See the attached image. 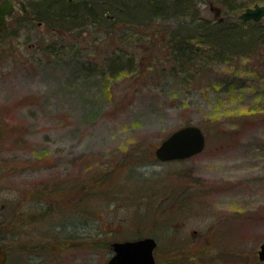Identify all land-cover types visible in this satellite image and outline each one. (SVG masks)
<instances>
[{"label":"rangeland","instance_id":"1","mask_svg":"<svg viewBox=\"0 0 264 264\" xmlns=\"http://www.w3.org/2000/svg\"><path fill=\"white\" fill-rule=\"evenodd\" d=\"M116 1L75 0L96 12L76 27L34 0L42 25L0 33L5 264H106L112 242L144 236L159 240V264H264V36L228 9L221 31L245 39L231 31L213 48L200 43V23L221 24L209 0L180 12L136 0L125 26ZM188 124L205 149L160 161L156 147ZM173 230L202 242H166Z\"/></svg>","mask_w":264,"mask_h":264},{"label":"water","instance_id":"2","mask_svg":"<svg viewBox=\"0 0 264 264\" xmlns=\"http://www.w3.org/2000/svg\"><path fill=\"white\" fill-rule=\"evenodd\" d=\"M215 16L219 17V8L212 7ZM11 5L4 4L0 8V24L5 26L6 14L11 12ZM264 15V8H249L241 17L244 20L258 19ZM223 20L222 17L219 18ZM207 144V138L201 126L188 124L174 130L156 148V156L161 161L179 160L201 153ZM158 246L155 238L151 236L133 240H118L112 242L113 255L106 264H158L155 250ZM259 259L264 260V242L258 251ZM6 253L0 245V264H5Z\"/></svg>","mask_w":264,"mask_h":264},{"label":"trees","instance_id":"3","mask_svg":"<svg viewBox=\"0 0 264 264\" xmlns=\"http://www.w3.org/2000/svg\"><path fill=\"white\" fill-rule=\"evenodd\" d=\"M53 1H54L53 4H52L53 10L51 12H52V16H53L54 20L59 19V20H61L63 22H70L71 24H75L76 27H80V26L85 24V22L84 23L81 22L82 20L80 21V19L83 18V17L85 18L86 15H88V17H93V19H94V14L96 12L95 11H91V10H93L92 7L89 10L88 8H86V5H77V8L74 9L75 7H71L73 5V3H69L66 0H53ZM117 1H121L120 6L122 8L118 7V10H116V11L114 10V8H112L113 9L112 16H114L117 19V22H120L123 26L130 25V23H132L130 21V19H132L133 16H135V14L130 12V11L131 10L133 11L132 7H133V4H135L136 0H117ZM152 1L153 0H150V2H152ZM187 1L188 0H173L172 1V5L174 7L172 9L173 12L184 11L186 9V7L189 5V3ZM56 2H57V5H55ZM153 4L150 5V7H149L152 10L151 13L153 14V16H159L160 14L163 15L166 12H168V10H169V7L166 5V2L158 3L157 5H156V3H153ZM85 12H86V15H85ZM82 13L85 16H83ZM130 14H132L131 15L132 18L129 17ZM197 17H198V15H197V12H196L194 20H197ZM209 21H211V20H209ZM207 23L206 24L200 23V25H201L200 28L202 29L201 33H206V35H203V37L200 39V41H201L200 43H202V45H203L204 43H206V41H208V42L210 41L211 43H209V44L213 48H214V46L220 47V48L227 47V44L224 42V38L226 37L228 32H231V31L232 32H236L237 31V26H235L234 28H230V31L222 32L221 31V25L222 24L217 25V26H213L212 22H210L209 26H207ZM113 24H115L114 20H113ZM186 28H185L184 25H181V31L185 32ZM113 29L114 28H112L111 30H113ZM236 33L239 34V36L236 37V38H239V39H242V40L245 39V35L241 34L240 32H236ZM205 37L207 39H205ZM190 39L191 38H189V37L187 38V40L184 39V41L181 42V44H179L177 46L182 56L185 55L187 53V51L189 52V50L191 49ZM239 39H238V41H240ZM182 44L185 45V46H183V48L181 46ZM199 49L200 48H195V49H192V51L195 53L196 51L197 52L200 51ZM212 50H213L212 48L209 49V51H212ZM187 55H188V53H187Z\"/></svg>","mask_w":264,"mask_h":264},{"label":"flooded vegetation","instance_id":"4","mask_svg":"<svg viewBox=\"0 0 264 264\" xmlns=\"http://www.w3.org/2000/svg\"><path fill=\"white\" fill-rule=\"evenodd\" d=\"M69 3H74L75 0H66ZM226 0H209V9L213 13L214 19L217 20L218 23H224L227 21V14L225 13V10H230L232 14L238 15V19L240 23H252L254 26L258 27V29L261 32V35L264 36V15H262L260 18L255 19L251 18L248 20H244L241 15L247 11L249 8H264V0H234L235 4L231 5V7H228V4L225 2ZM230 1V0H229ZM4 4H10L12 9L10 13L6 14V24L3 26L0 24V33H3L7 31L10 28L20 26V22H37L39 25H42L44 21H41L37 16V12L35 10V3L34 0H0V8L3 9ZM212 7L219 8L220 15L219 17L215 16V11ZM222 17L223 20L220 21L219 18ZM37 20V21H36ZM257 29V30H258ZM162 210L160 211V225L164 227L166 224H171L172 222L169 221V217H164V214L167 212H170L169 208L163 207L161 205ZM178 231H180V228H178ZM177 230H173L170 232L169 238L165 241L166 242H202V239L198 240L197 238H190L187 236L180 235ZM163 235V231L159 235V237ZM174 235V236H171ZM164 236V235H163ZM168 235H165L167 237ZM146 237V236H144ZM152 237V236H151ZM158 237V238H159ZM155 238L156 242H159V240ZM137 239V238H136ZM160 239V238H159ZM203 242H227L226 240L221 239H213V238H207ZM5 250V249H4ZM6 253V252H5ZM7 260V259H6ZM264 261V260H261ZM6 263V261H5Z\"/></svg>","mask_w":264,"mask_h":264}]
</instances>
